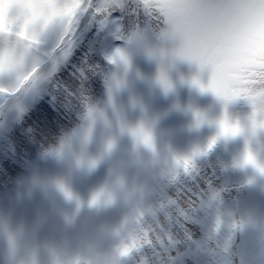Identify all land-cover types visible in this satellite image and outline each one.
Returning <instances> with one entry per match:
<instances>
[{
  "label": "rangeland",
  "instance_id": "374dc122",
  "mask_svg": "<svg viewBox=\"0 0 264 264\" xmlns=\"http://www.w3.org/2000/svg\"><path fill=\"white\" fill-rule=\"evenodd\" d=\"M144 48L122 43L109 24L101 53L113 81L96 109L103 116L86 119L60 153L33 165L29 177L0 200V211L14 224L31 227L44 244L41 260L51 264H80L81 253L94 250L118 253V264H138L137 255L152 264H264V104L244 94H217L209 87L210 68L180 55L172 43L159 40ZM153 48L164 54L153 55ZM41 60L28 52L25 71L0 73V88L19 87ZM6 99L0 92V114ZM225 119L239 128L236 134L222 133ZM141 125L151 134V147L128 131ZM206 149L216 159L222 156L220 163L238 178L241 195L235 193L233 209L223 216L200 210V237L175 257L157 249L165 260L153 258L151 245L146 253L141 248L137 255L122 254L137 217L161 218L166 206L178 211L172 179L190 151L202 155ZM249 154L254 162L246 160ZM184 216L193 220L196 214ZM222 227H231L230 234L212 237ZM210 240L222 243L221 249ZM172 243L178 246L176 237Z\"/></svg>",
  "mask_w": 264,
  "mask_h": 264
},
{
  "label": "trees",
  "instance_id": "16d2710c",
  "mask_svg": "<svg viewBox=\"0 0 264 264\" xmlns=\"http://www.w3.org/2000/svg\"><path fill=\"white\" fill-rule=\"evenodd\" d=\"M143 21L141 15V24ZM161 23L162 20L154 19L152 26L160 27ZM108 26H102L91 14H83L69 47L60 45L62 29L59 24L43 29L36 42L28 47L29 53L36 52L42 57L33 68L36 71L28 79L24 76L19 87L2 91L7 102L4 101L5 107L0 114V200L29 177L33 165H42L80 134L86 122L87 106L97 109L107 100L113 75L101 53V44ZM120 40L126 45L133 42L134 49L138 44L145 49L159 41L150 31L129 41ZM31 71L28 69L26 73ZM13 110H19V114L14 116ZM189 158L192 167L185 172L180 165L176 172L178 176H174L171 185L177 189L175 195L178 198L183 190L192 192L196 197L194 204L186 207L181 197L180 204H176L178 211L166 206L160 209L161 218L145 219L149 223L155 221L164 233L163 239L151 245L155 252L150 253L153 258L158 255L161 261L165 258L156 252L157 249L162 255L175 257L177 249H183L186 244L195 246V239L202 233V230L198 231L200 210L223 216L236 204L235 193L241 195L237 190L240 187L238 178L232 176L223 162L220 163L222 156L216 159L206 149L202 155L190 151ZM181 209L184 213L194 212L195 219L184 216L181 221L178 218ZM230 228L222 227L219 231L215 228L212 237L230 234ZM195 231L198 232L195 234ZM175 237L177 247L172 243ZM210 244L217 249L222 247L217 241L210 240ZM149 246L132 249V252L137 255L141 249L146 253ZM134 262L152 264L148 257L141 255H137Z\"/></svg>",
  "mask_w": 264,
  "mask_h": 264
},
{
  "label": "snow or ice",
  "instance_id": "6c2138e0",
  "mask_svg": "<svg viewBox=\"0 0 264 264\" xmlns=\"http://www.w3.org/2000/svg\"><path fill=\"white\" fill-rule=\"evenodd\" d=\"M0 14L11 21L0 29V73L18 71L20 50L36 42L37 25L46 28L59 24L60 45L69 47L79 17L91 14L102 26L113 24L117 38L125 41L164 28L166 35L182 41L180 55L210 68L209 87L213 91L225 98L244 94L264 104V0H0ZM25 18L28 22L21 29L19 23ZM154 19L162 20V26L154 28ZM117 52L126 59L120 50ZM35 71L26 73L24 78H30ZM220 126L224 135L239 131L226 119ZM128 131L138 141L152 146L151 134L142 125ZM246 160L254 162L251 154ZM181 166L188 172L192 161L185 159ZM181 197L186 207L196 199L187 190L179 194L178 204ZM178 218L183 221V209ZM131 231L129 243L122 248L125 255L164 238L161 227L143 217L132 222Z\"/></svg>",
  "mask_w": 264,
  "mask_h": 264
},
{
  "label": "clouds",
  "instance_id": "9594fccd",
  "mask_svg": "<svg viewBox=\"0 0 264 264\" xmlns=\"http://www.w3.org/2000/svg\"><path fill=\"white\" fill-rule=\"evenodd\" d=\"M27 22V18L21 19L19 28L22 29ZM10 23L11 21L5 20L2 14H0V29L8 27ZM52 25L55 24H50L47 27ZM43 29H45L43 26H36L35 33L37 36ZM151 34L160 41L174 44L177 51L182 45L181 40L173 39L170 35H166L164 28L156 29ZM142 35L143 33H140L138 37ZM27 54L28 47L21 48V62L17 72L25 71V57ZM152 54L163 55L164 49L153 48ZM0 67H3V65H0ZM102 116L103 114L91 105L85 109V118L89 121H93L97 117ZM43 246V242L33 236L30 226L14 224L6 217L3 211H0V264H51V261L41 260L40 249ZM49 247L51 248V246ZM80 264H118V253L95 250L92 252H82L80 255Z\"/></svg>",
  "mask_w": 264,
  "mask_h": 264
}]
</instances>
